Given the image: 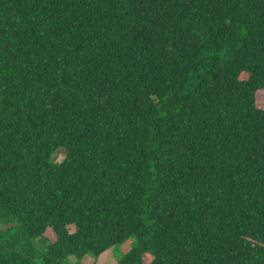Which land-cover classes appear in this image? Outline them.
<instances>
[{
    "label": "trees",
    "instance_id": "16d2710c",
    "mask_svg": "<svg viewBox=\"0 0 264 264\" xmlns=\"http://www.w3.org/2000/svg\"><path fill=\"white\" fill-rule=\"evenodd\" d=\"M131 234L264 264V0H0V264Z\"/></svg>",
    "mask_w": 264,
    "mask_h": 264
},
{
    "label": "rangeland",
    "instance_id": "374dc122",
    "mask_svg": "<svg viewBox=\"0 0 264 264\" xmlns=\"http://www.w3.org/2000/svg\"><path fill=\"white\" fill-rule=\"evenodd\" d=\"M63 156V150H58L54 153V160L59 161ZM136 243V236L131 234L124 241L110 246L96 257L86 255L82 259L75 256H67L61 264H116V261L128 249L133 247ZM38 260V259H37Z\"/></svg>",
    "mask_w": 264,
    "mask_h": 264
}]
</instances>
